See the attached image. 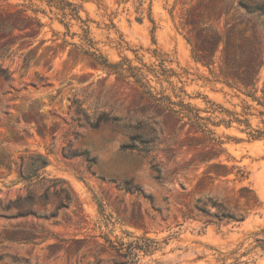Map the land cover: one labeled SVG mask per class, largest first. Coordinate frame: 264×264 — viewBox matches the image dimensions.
Wrapping results in <instances>:
<instances>
[{
    "label": "rangeland",
    "instance_id": "rangeland-1",
    "mask_svg": "<svg viewBox=\"0 0 264 264\" xmlns=\"http://www.w3.org/2000/svg\"><path fill=\"white\" fill-rule=\"evenodd\" d=\"M72 1L82 6L81 16L89 20L91 38L101 52L112 63L128 59L133 66L143 67L155 94L177 102L176 95L184 88L187 95L181 98L203 111V117L210 116L204 111L211 101L227 111L246 113L253 128L264 129L259 116L264 105L230 88L220 75L223 46L210 68L195 62L188 42L191 26L183 25L190 11V18L203 15L199 23L212 26L223 39L231 31L237 38H255L263 62L257 78L256 97H260L264 17L246 9L259 0ZM23 3L0 0V11ZM210 13L216 14L208 21ZM39 17L45 24L40 34L31 29L16 32L19 39L0 52V65L12 74L10 81L0 78V199L6 203L26 197L27 183L18 182L22 158L26 163L38 155L48 159L40 172L45 180L34 182L29 189L33 201L23 204L22 211L31 214L0 218V236L20 228L32 242L0 237V256H4L0 264H111L108 240L128 241V234L157 242L158 250L141 255L138 264H223L220 258L231 252H237L234 257L241 264H264V251L258 247L264 243V140L249 141L241 131L244 126L237 123L231 128L210 124L225 152L209 164H200L197 157L217 150L214 143L158 107L133 80L108 75L70 49L64 50L54 32L62 34L65 28L49 17ZM73 33L78 36L67 39L79 43L82 31L75 22ZM6 41H0V46ZM154 51L167 61V69L176 72L169 80L172 84L143 66L160 64ZM74 100L82 102L90 116L107 114L119 121L102 122L93 129L76 121ZM141 142H148L153 151L145 154L125 148L142 147ZM85 152L88 160L82 156ZM218 161L245 168L251 173L249 181L207 182L198 188L208 165ZM154 164L161 168L160 179ZM248 184L262 207L243 223L204 228L199 221H184L182 213L200 197H216L232 209L242 207L235 193ZM58 208L53 219L39 217ZM16 212L14 208L11 213ZM16 257L19 262H13ZM233 261L229 258L225 264Z\"/></svg>",
    "mask_w": 264,
    "mask_h": 264
},
{
    "label": "trees",
    "instance_id": "trees-1",
    "mask_svg": "<svg viewBox=\"0 0 264 264\" xmlns=\"http://www.w3.org/2000/svg\"><path fill=\"white\" fill-rule=\"evenodd\" d=\"M246 9L250 14L257 13L258 17H264V0L253 5H246ZM82 6L74 3L72 0H25V3L16 5L14 9H2L0 11V41L7 39L4 45L0 46V52H6L8 47L14 44L19 39L20 34L16 32H25L28 29L36 32L37 35L45 27L40 15L49 17L51 21H57L65 28L64 33L54 32L57 39H61V47L66 50L70 49V53H75L79 57L87 59L94 67L107 73L108 75H115L122 81L133 82L142 90V93L154 101L158 107H161L176 116L181 121H185L187 125L204 135V139L210 143H214L217 150L208 154H202L197 157L200 164H209L213 157H220L225 149L222 148L223 142L215 137V132L209 128L212 124L215 127L225 126L231 128L233 123L238 126H244L241 130L248 137L249 141L264 140V129L253 128L251 121L246 113L239 115L234 112L225 110L222 106L208 101L210 105L206 113L209 117H203L200 109L193 107L190 103H185L181 98L182 94L187 95L184 88L179 89L180 95H176L179 101H173L170 96L155 94L152 87L147 80L143 67H136L128 59H124L119 63H112L97 47V43L91 38V30L89 20H85L81 16ZM216 14H208V21ZM198 18V19H197ZM199 18H204L203 15H198L190 18V11L186 15L184 26H191L190 32L192 38L188 42L192 45V56L195 62L200 63L210 68L215 63L216 53L222 45L220 56V71L224 82L232 89L244 93L247 97L252 98L253 101L259 105H264V83L261 89V96L256 97L258 93V75L263 65L260 60L259 42L255 38L235 37L231 31L223 39L212 26H205L199 23ZM73 22L79 24L82 34L79 36V43L72 40L78 36L77 33L71 34V27ZM154 55L158 57L160 64L153 67L143 65L147 72L154 74L158 79L164 78L166 82L172 84L169 80L173 76H177L173 69H167L165 63L167 62L154 51ZM6 81L12 80V74L8 69L0 65V78ZM72 107L75 109L76 121L85 122L91 128L96 129L103 123H115L119 120L107 114H100L90 116L83 108V103L74 100ZM249 110L250 108H245ZM262 118L261 123L264 126V111L259 112ZM25 118V117H24ZM214 118L218 120L213 121ZM37 130L43 136L42 127L37 125ZM78 134H76L77 136ZM238 141V140H237ZM142 147H125L129 150H136L141 153L149 154L153 151V147L149 146L148 142H141ZM88 160V153L82 154ZM89 161L93 162L91 159ZM155 160H153L154 162ZM48 162L47 157L38 155L36 158L29 159L26 163L24 158L21 159V165L18 171V182L27 183L28 193L26 197H18L15 200L4 202L0 199V218H20L31 213L23 212V204L31 203L33 195L29 191L30 187L37 181H43L45 178L40 172L46 167ZM153 169L157 172V179H160L161 168L158 164L153 165ZM251 173L245 168L237 165L229 166L222 161L208 165L204 171L202 178L198 183V188H201L205 183H214L216 181L238 182L245 183L249 181ZM230 177H234L230 179ZM236 202L241 203L242 207L230 208L223 201L213 196H205L198 198L193 207L188 208L182 213L184 221H199L204 225V228L215 225L220 226L239 222L243 223L247 216L252 211H257L262 207L256 192L251 185L242 186L236 193ZM46 198V196H44ZM16 213H11L13 209ZM56 212L50 214H40V218L53 219L58 215ZM34 216L37 214L34 213ZM3 241H14L17 243H30L31 239L26 235L25 231L18 228L14 231L5 230L4 234L0 236ZM128 241L113 242L108 240V250L111 253V264H138L141 255H152L157 248V242L147 237H133L128 234ZM258 247L264 251V243L259 242ZM237 252H231L229 255H223L220 261L225 264L229 258H234L231 264H241L240 259L234 257ZM8 256V255H6ZM244 256V255H243ZM4 256H0L3 259ZM13 262H19V258H12Z\"/></svg>",
    "mask_w": 264,
    "mask_h": 264
}]
</instances>
